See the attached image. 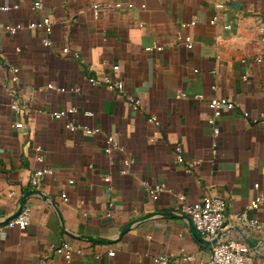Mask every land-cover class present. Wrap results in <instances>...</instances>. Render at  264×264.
<instances>
[{
  "label": "crops",
  "instance_id": "1",
  "mask_svg": "<svg viewBox=\"0 0 264 264\" xmlns=\"http://www.w3.org/2000/svg\"><path fill=\"white\" fill-rule=\"evenodd\" d=\"M34 1L0 0V6L17 5L0 9V264H153L155 255L168 256L167 264H206L211 245L193 234L179 194L187 203L225 198L228 225L260 197L250 214L264 220V123L243 116H264V0H38V10ZM93 1L124 5L95 17ZM43 18L50 20L49 34L27 27ZM17 23L23 27L14 34L6 30ZM91 76L120 78L125 92L140 100L138 109L118 92L91 85ZM10 89L21 113L10 107ZM213 97L236 103L221 110L216 138L208 123ZM71 106L77 111L66 119L98 132L67 131L64 120L51 116ZM107 135L122 150L105 154ZM189 161L198 163L188 169ZM42 167L52 173L31 188L30 174ZM155 184L164 190L152 200L146 188ZM31 189L41 195L25 200L28 226L8 227ZM230 228L226 237L241 239ZM247 234L262 239L248 264H264V234ZM63 242L72 247L68 259L58 250ZM184 254L191 260H176Z\"/></svg>",
  "mask_w": 264,
  "mask_h": 264
},
{
  "label": "built area",
  "instance_id": "2",
  "mask_svg": "<svg viewBox=\"0 0 264 264\" xmlns=\"http://www.w3.org/2000/svg\"><path fill=\"white\" fill-rule=\"evenodd\" d=\"M124 4L122 2H98L93 1L91 4V8L95 17H98L104 10L110 9L112 7L120 8ZM33 8L38 10L41 8L42 4L40 1L36 0L33 2ZM130 7V4L126 5ZM218 8L223 7L222 4L216 5ZM17 5L13 6H0V9L5 11L10 8H16ZM216 17H213L210 22L213 23ZM190 25L195 24V21H191ZM187 25V24H183ZM23 25L20 23L14 25H6V30L14 34L18 29L22 28ZM28 28H41L47 34L51 31V24L48 18H43L39 21L30 22L27 24ZM261 36L260 41L264 44V26L260 28ZM43 44L49 46L51 41L47 38L43 40ZM193 46L192 43H188L186 47L191 49ZM146 50H150L151 47H146ZM157 50L162 49V46H157ZM18 50V48H16ZM63 53L68 54L70 52L69 48H63ZM72 55L74 57H78L76 52H73ZM113 70H117L118 66H113ZM10 81L16 83L18 81V76L16 74V68L10 66ZM88 81L91 85H103L106 88L118 92L123 97H125L131 107L133 109H138L140 105V100L138 98L129 96L124 90V83L120 78L115 76H104L100 81L95 79L94 77H89ZM47 88L56 89L53 84H47ZM61 92H65L70 90L72 92H79L80 89L78 87H59L57 88ZM9 94L12 97V101L10 107L16 113H21L23 110V106L20 104V100L17 95V91L10 89ZM196 98H201V95H196ZM209 109L211 110V114L208 117V123L212 127V136L216 138L219 135V127L217 125V118L221 114V110L223 108L232 110L236 107V103L233 100H230L226 97H213L207 102ZM77 111L75 106L61 108L59 110L53 111L51 116L56 120H64L63 126L67 131L74 132L83 130L86 134H95L98 132L97 128H88L81 126L80 124L74 123L70 119H66L69 115L74 114ZM83 114L85 116H91L92 112L89 110H84ZM67 116V117H66ZM243 116L249 120V122L253 124H261L264 123V116H251L248 112H243ZM154 118H150L153 120ZM36 155L35 158L37 161H43L42 154L40 153V147H36ZM115 150H122V147L118 144L115 138L112 135H107L105 137V144L103 147V152L105 154H110ZM216 151V143L212 144V153ZM175 158L177 161H182L181 155V146L176 145L174 147ZM133 163V159L129 158L124 161V167L127 169ZM198 161H189L187 162V168L190 169L196 164ZM122 172H125L123 169ZM52 173L51 168H39L33 171L28 179V183L31 188H36L40 183L42 176L45 174ZM109 178L106 177V180ZM257 186V184H255ZM149 197L152 200H156L159 194L164 190V187L159 184L149 185L146 188ZM62 198L67 200L66 195L62 194ZM179 201L182 203L180 205V212L183 214H187L197 232L206 239H212L220 232H223L221 238L210 247L209 255L206 264H248L255 257L253 250L245 243L242 239L230 238L226 237V229L231 226L230 229H234L235 225L239 226L244 232H250L254 234H264V220L259 219L258 217L251 215L250 212L257 208L258 203L260 201V197L254 198L245 208H243L240 212L235 214L232 218L230 224H227L225 212L227 208V202L225 198L217 195H205L199 200L193 203L185 202V196L183 194L178 195ZM30 221V208L26 205H23L18 214L9 219L6 223L8 227H16L19 229H25ZM233 226V227H232ZM58 250L65 251L64 257L70 258V251L72 250L71 245L68 242H63ZM76 252L81 253V250L77 249ZM109 256L113 255V251L107 252ZM98 257V255H96ZM192 258L191 255H181L176 258V260L181 262L190 261ZM168 256L166 255H155L153 257V264H167Z\"/></svg>",
  "mask_w": 264,
  "mask_h": 264
},
{
  "label": "water",
  "instance_id": "3",
  "mask_svg": "<svg viewBox=\"0 0 264 264\" xmlns=\"http://www.w3.org/2000/svg\"><path fill=\"white\" fill-rule=\"evenodd\" d=\"M33 193H39V194L41 195V193H40L38 190H36V189H31V190L26 191V192L21 196V198H20V200H19V204H18V208H17L16 212L13 214V216H11L10 218H8L7 221H8L9 219H11L12 217H14L16 214L19 213V211L21 210V208L23 207V205H24V203H25L26 198H27L29 195L33 194ZM43 197H45V196H43ZM183 215L186 216V217L190 220V228H191L193 234L196 236V238H197V240H198L199 242H201V243H203V244H206V245H212V244H215V243L221 238V236L223 235V232H220V233L217 234L214 238H212V239H206V238L202 237V236L197 232V230L195 229V227H194V225H193V223H192L190 217H189L187 214H183ZM143 218H146V216L143 217ZM143 218H140V219H143ZM233 228L236 229V230L241 234V239H242L245 243H247L248 246H249L252 250H256V249L258 248V246H259L258 244L262 241L261 238H257V237H254V236L250 235V234H247V233L244 232L242 229H240L239 226H237V225H235ZM126 229H127V226H126L125 228L122 229L120 236L126 231ZM82 237H87V236H84V235H83ZM105 241H106V240H105ZM107 242H109V241H107Z\"/></svg>",
  "mask_w": 264,
  "mask_h": 264
}]
</instances>
